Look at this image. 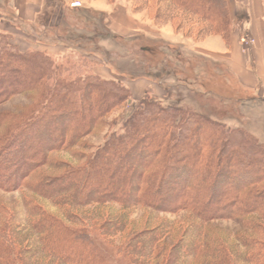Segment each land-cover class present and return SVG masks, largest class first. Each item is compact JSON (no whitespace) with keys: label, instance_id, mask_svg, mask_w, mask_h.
Here are the masks:
<instances>
[{"label":"trees","instance_id":"trees-1","mask_svg":"<svg viewBox=\"0 0 264 264\" xmlns=\"http://www.w3.org/2000/svg\"><path fill=\"white\" fill-rule=\"evenodd\" d=\"M131 1L155 2V25L181 30L194 18L200 38L229 40L228 0ZM42 28H29L38 41L49 38ZM17 95L23 105L1 109ZM129 97L118 78L95 74L84 59L55 61L0 32V191L20 194L14 210L0 200V264H264V145L145 94L122 132L88 146ZM59 152L82 162L58 163ZM137 207L184 216H154L133 233L128 216ZM218 221L238 228L226 232Z\"/></svg>","mask_w":264,"mask_h":264},{"label":"rangeland","instance_id":"rangeland-1","mask_svg":"<svg viewBox=\"0 0 264 264\" xmlns=\"http://www.w3.org/2000/svg\"><path fill=\"white\" fill-rule=\"evenodd\" d=\"M96 1L68 0L69 5L67 8L63 7L64 12L57 8V16L54 15L55 11L50 13L49 10L47 14L40 13L33 21L25 22L17 17L11 0H0V32L9 33L13 43L21 50H45L55 61L69 59L78 62L84 59L90 69L101 77H116L127 88L136 87L137 91L143 89V95L146 94L163 105L180 106L185 111L201 113L230 128L241 129L264 145V91L245 87L223 59H219V56L207 57L196 53L191 48L193 45L191 42L189 48H178L163 41L156 32L157 27L163 25H155L152 20L155 2L148 5L131 0L113 2L118 5L119 12L118 19L110 22L119 31L115 33L107 27L108 19L105 13L93 6L97 4ZM47 3L49 7L57 4ZM73 3H77L76 6ZM190 19L180 30L184 37L194 42L204 38H200L196 33L199 26L195 19ZM17 21L20 22L19 26H16ZM150 25L157 27L153 29L152 35L146 36L143 29ZM41 26H47L44 33L49 38L44 40L42 37L43 39L38 41L32 36L29 28L43 30ZM171 26L175 29V25ZM235 28L242 29L241 20L232 22V29ZM60 36L64 39L62 43L55 39ZM70 46H80L87 52H80ZM143 48L151 49L150 53L148 50L142 52ZM93 51H100L103 58H107L108 64H104L100 56L93 55ZM160 52L164 56H161ZM141 74L148 77H141ZM202 85H205L204 88ZM137 97L130 95L109 114L96 128L95 133L87 138V145L96 147L108 133L122 132L126 117L139 106L140 99ZM25 102L23 96L17 95L1 109L20 107ZM75 150L80 152L79 155L84 152L83 149ZM53 156L54 160L61 164L69 163L76 166L82 162L73 160L67 152L54 153ZM50 173L54 174L57 171ZM0 200L8 205L9 210H14L15 205L20 202V194L16 191L11 193L0 191ZM43 205L54 213V209L45 203ZM154 216L177 221L184 215L156 214L137 207L128 216L133 222L132 232L144 228V223L149 219L153 223ZM216 224L226 232H234L238 228L233 221H218ZM29 263L32 264L31 261Z\"/></svg>","mask_w":264,"mask_h":264},{"label":"crops","instance_id":"crops-1","mask_svg":"<svg viewBox=\"0 0 264 264\" xmlns=\"http://www.w3.org/2000/svg\"><path fill=\"white\" fill-rule=\"evenodd\" d=\"M11 2L17 17L25 22L33 21L40 13L47 14L49 10L50 13L55 11L56 15L58 7L64 12L63 7L67 8L69 5L68 0H11ZM47 2L57 4L49 7ZM96 3L93 5L95 9L105 13L108 19L107 27L115 33L119 32L113 23H110L118 19V5L107 0H97ZM228 7L233 23L242 21V29H232L228 41L219 35H209L194 42L184 37L180 30L173 29L170 23L161 27L145 26L143 32L144 35L150 36L157 27L156 32L160 38L170 46L178 48H189L191 42L193 44L191 48L196 53L207 57L219 56V59H223L245 87L264 91V0H228ZM60 17L61 14L58 15V20ZM137 90L136 87H131L130 95L141 99L144 90Z\"/></svg>","mask_w":264,"mask_h":264},{"label":"built area","instance_id":"built-area-1","mask_svg":"<svg viewBox=\"0 0 264 264\" xmlns=\"http://www.w3.org/2000/svg\"><path fill=\"white\" fill-rule=\"evenodd\" d=\"M73 4H74V6H76L77 3H73Z\"/></svg>","mask_w":264,"mask_h":264}]
</instances>
